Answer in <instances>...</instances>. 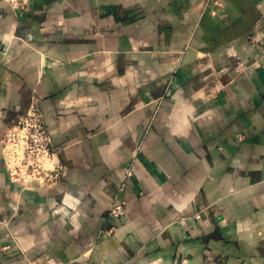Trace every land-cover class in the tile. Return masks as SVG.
<instances>
[{"label": "crops", "instance_id": "0c3cea01", "mask_svg": "<svg viewBox=\"0 0 264 264\" xmlns=\"http://www.w3.org/2000/svg\"><path fill=\"white\" fill-rule=\"evenodd\" d=\"M33 107L65 174L0 155V264H264V0H0V139Z\"/></svg>", "mask_w": 264, "mask_h": 264}, {"label": "built area", "instance_id": "2783aa9c", "mask_svg": "<svg viewBox=\"0 0 264 264\" xmlns=\"http://www.w3.org/2000/svg\"><path fill=\"white\" fill-rule=\"evenodd\" d=\"M17 17L23 16L31 0H3ZM52 139L40 111L33 107L17 126L0 139V155L12 184L27 187L37 183L42 187L58 184L64 177L65 168L52 154ZM125 201L116 199L109 208L110 218L125 215ZM114 230H110L112 234ZM48 264H55L50 261Z\"/></svg>", "mask_w": 264, "mask_h": 264}, {"label": "rangeland", "instance_id": "374dc122", "mask_svg": "<svg viewBox=\"0 0 264 264\" xmlns=\"http://www.w3.org/2000/svg\"><path fill=\"white\" fill-rule=\"evenodd\" d=\"M41 114H42V112H40ZM28 114V113H27ZM43 115V114H42ZM24 118V117H23ZM43 118H44V115H43ZM44 120H45V118H44ZM20 121V120H19ZM45 123H46V128H47V132H48V135L50 136V134H49V130H48V125H47V122H46V120H45ZM18 124V123H17ZM17 124L15 125V126H17ZM14 126V127H15ZM50 138H51V136H50ZM52 139V138H51ZM52 154H54L55 155V157L57 158V160H58V154H59V151L58 150H56V149H54L53 148V142H52Z\"/></svg>", "mask_w": 264, "mask_h": 264}]
</instances>
